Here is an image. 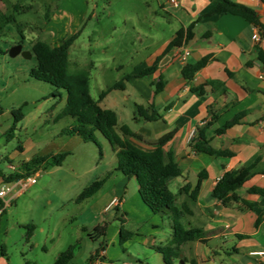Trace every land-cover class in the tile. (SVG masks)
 <instances>
[{
	"label": "crops",
	"instance_id": "crops-1",
	"mask_svg": "<svg viewBox=\"0 0 264 264\" xmlns=\"http://www.w3.org/2000/svg\"><path fill=\"white\" fill-rule=\"evenodd\" d=\"M89 1L64 0L51 10V7L46 6L43 0L42 8L45 12L41 27H32L26 20L22 22L16 20L18 27H13L21 32L22 29L31 27L30 32L36 35V41L58 47L67 36L77 31L81 33L86 25ZM230 1L246 6L254 11L262 22L264 21V2L260 0ZM141 4L149 9V14L137 17L138 26L142 30L140 33L142 38L138 37L141 48L128 52L125 47L118 53H124L127 56L126 60L129 62L131 71L122 74L123 65L118 64L121 61L115 62V58L112 57L108 59L114 66L104 67V69L108 70L113 66L112 68L119 72L118 79H121L125 75H135L158 59L156 70L148 77L131 78L126 82L124 90H110L100 102V106L114 111L111 108V105L116 104L114 101L109 103L110 106H102L105 98L113 91L126 92L130 85L143 99V103H135V109L137 105L147 107L152 104L158 116L155 120L148 122L136 118L134 113L132 121L140 125L135 130L127 124H119V116L114 111L117 116V128L127 125L137 135V138L130 141L135 146L149 151L154 148L151 145L153 142L167 133H174V137L164 146V150L172 153L174 161L181 170V175L170 180L168 187L172 181L175 182V192L170 191L176 195L175 206L183 210V227L202 229V239L205 241L182 244L179 258L176 260H180L182 264H188L190 260H195L198 264H215L217 261L220 264H264V255L253 254L264 251V197L247 192L250 187L264 188V66L258 59V51L264 53V36L255 26L240 16L210 15L217 4L215 0H174V2L141 0ZM14 7L18 9L16 14H24L33 9L31 4L24 7L20 0H0L2 14L14 13L15 15ZM93 7L96 8L97 5L93 4ZM93 15L92 13L89 18ZM190 24H194L191 39L183 42L181 47L168 48L176 33L186 30ZM9 30L10 27L6 26L2 36H5V32ZM22 37L24 39L23 35ZM255 37H258L257 41ZM100 38L95 31L90 35L89 40L98 41ZM145 41L151 45L152 50ZM70 49L67 71L69 74L88 71L90 93L91 71L102 69L103 62L95 55L97 52L95 49H90L89 58L82 61L75 55L71 57ZM106 49V46L103 47V54L106 53ZM184 51L188 54L182 61ZM203 58H208L206 65L190 81L185 80L181 74L182 68L187 64H195ZM158 80L163 83V87L155 94L154 83ZM116 82L105 90L110 89ZM200 87H202V94L193 91ZM123 98L127 100L128 97ZM229 122H233V125L223 132H218ZM193 130L196 131V136L189 141L188 136ZM203 145L215 150L228 151L232 156L215 157L197 152L196 149ZM242 167H253L248 181L236 191L244 203L230 202L222 205L220 201L212 198V189L222 175ZM201 172L205 173V178L201 181L199 192L193 201L189 195L197 184ZM185 185H189V188L180 193V189ZM136 190L137 188L133 187L129 197L124 194L122 199L114 196L100 211L107 212L112 207L124 208L130 203V207L139 212L143 219V228L136 234L137 239L134 243L139 250L153 251L158 254L157 262L154 264H165L163 255L157 252L155 247L162 245L158 235L164 228L163 217L170 219V213H152L142 202ZM114 198L118 199L119 204L107 209ZM100 211L96 212L93 209L91 220L98 219L97 213L99 214ZM127 212L123 210L124 215H127ZM93 223L91 227L80 229L84 237L79 235L78 238H71L65 248L59 252L75 245L73 258L68 264H131L126 262L123 254H112L105 240L101 246L99 243L96 247L94 241L88 237V233L100 224ZM120 229L122 227L112 231L113 248L115 240L120 235ZM128 233L131 236L127 240H133L134 235L131 232ZM232 236L236 243L229 251L223 245ZM221 253L234 262L226 263ZM129 257L136 264H150L143 262L147 261L146 257L143 261L136 258L140 255L136 257L129 255ZM182 259L187 262H183Z\"/></svg>",
	"mask_w": 264,
	"mask_h": 264
},
{
	"label": "rangeland",
	"instance_id": "rangeland-1",
	"mask_svg": "<svg viewBox=\"0 0 264 264\" xmlns=\"http://www.w3.org/2000/svg\"><path fill=\"white\" fill-rule=\"evenodd\" d=\"M62 1L64 0H45L46 6L49 5L51 10ZM20 2L24 7L33 5V9L24 14L21 11L20 14L15 13L16 20H26L32 27H41L45 12L42 8L43 0ZM93 4L97 7L94 8ZM92 13L94 15L89 18ZM143 14H149V9L141 4V0L89 1L86 25L70 49V55H75L82 61L89 58L90 49L97 50L95 55L102 60L103 68L91 71L90 95L93 99H97L101 91L119 80V72L112 68L114 65L109 61L111 57L115 58V62L121 61L118 64L123 65L122 74L131 71L127 56L118 53L125 47L128 52L141 48L138 37L142 38V30L138 26L137 17ZM8 26L9 32L0 37V170L6 172L8 163L19 165L35 155H56L63 152L68 155L60 166L47 164L44 168L41 167L36 184L6 208L0 221V264H53L54 258L65 248L67 242L79 235L84 237L80 229L91 227L93 222L106 224L103 240L107 242L112 254H123L126 262L131 264L136 262L129 255H140L136 258L143 261L146 257L147 261L143 262L156 263L157 253L139 250L134 243L136 234L143 228V219L139 212L130 207V203L124 208L112 207L107 212L100 211L114 196L122 199L127 194L129 197L133 187L137 188L135 180L126 178L117 171L116 151L99 133L95 138L102 155L94 143L83 142L76 136L62 133L73 124L69 117L56 119L64 109L65 95L60 91V97L51 85L31 78V72L36 70V60L32 54L30 58L23 57L22 54L15 57L9 55V50L21 40L22 50L29 51L32 43L37 40L36 35L30 32L31 27L22 29L20 34L13 25ZM95 31L101 38L98 41L89 40ZM145 44L151 46L147 41ZM105 46L107 49L103 54ZM111 65L110 69H104ZM124 96L128 97L127 100H124ZM111 101L116 102L111 108L119 116V124L124 123L132 129H138L140 125L132 121V116L136 114L135 103H143V99L132 86L129 85L126 92L109 93L102 106H110ZM17 109H20L23 118L15 122L12 112ZM18 146L23 151H19ZM96 180H103L99 191L89 200L76 203L77 196ZM169 189L175 192L174 181ZM93 209L100 211L97 213L98 219L91 220ZM123 210L128 211L127 215L123 214ZM181 222L184 224L183 217ZM163 223V231L158 235L161 246L167 244L172 233L171 219L163 217ZM121 227L124 232H131L135 240L120 244L118 237L113 248L112 231ZM229 238L223 246L230 251L236 240L233 236ZM94 243L98 247L100 240ZM221 257L226 259V263L234 262L223 253ZM172 263L182 264L180 260H172ZM215 264L220 263L217 261Z\"/></svg>",
	"mask_w": 264,
	"mask_h": 264
},
{
	"label": "trees",
	"instance_id": "trees-1",
	"mask_svg": "<svg viewBox=\"0 0 264 264\" xmlns=\"http://www.w3.org/2000/svg\"><path fill=\"white\" fill-rule=\"evenodd\" d=\"M216 6L210 12V15L232 14L242 17L249 24L255 26L259 33L264 36V21L262 22L254 11L246 6L236 4L230 0H215ZM264 2V0H260ZM14 12L18 9L14 7ZM8 25L18 27L14 13L4 15L0 11V37L4 34V28ZM194 24H190L186 30H180L171 40L168 48L181 47L183 42L191 39ZM21 34V31H18ZM80 31L64 38L58 47H51L43 41L32 43L30 52L36 60V70L31 72V78L38 82L51 85L58 96H62L60 91L65 95L64 109L58 114V120L71 118L73 124L63 130V134L76 136L83 142H96V134L103 136L116 151L117 171L126 178H133L137 184V191L142 202L151 210L152 213H170L171 219V237L165 246H157L155 250L164 257L165 264H173L172 260L179 258L180 246L191 241L204 243L203 231L200 228H184L181 222L183 210L175 206V196L169 189V181L181 175V170L173 159L170 151H165L164 146L174 137V133H167L153 142L152 150H143L135 146L130 140L137 138L127 125H121L117 128L116 113L110 109H104L100 102L110 90H124L125 84L131 78H143L150 76L157 66L156 59L152 65L139 71L135 75H125L119 79L110 89L102 91L97 99H93L89 93V72L82 71L75 74H69L67 71L68 53L71 45L78 37ZM21 38L23 39L22 35ZM22 44V40L18 43ZM258 59L264 66V53L258 51ZM208 58H203L195 64H187L182 70V77L190 81L195 74L203 68ZM154 93L162 90L163 83L158 80L154 83ZM194 92L202 94V87L193 89ZM57 95H53L56 97ZM15 122L23 118L20 109L12 112ZM158 114L152 104L147 107L136 106V118L144 121H153ZM264 120V117H263ZM233 125V122L226 123L218 132ZM201 134L199 133V138ZM22 151V147L18 146ZM197 152L205 153L215 157H230L232 154L228 151L215 150L207 145L196 149ZM99 153L102 155L99 148ZM68 153L63 152L56 155H35L25 162H21L22 173L26 176L37 172L41 167L48 165L60 166ZM253 167H242L236 171L225 172L217 181L212 189V198L227 205L230 202L244 201L237 194V190L244 186L248 181ZM17 176H20L17 174ZM205 178V173L201 172L198 176V182L191 190L189 195L191 200H195L200 189L201 181ZM103 185V180H96L90 186L85 188L76 198V203L92 197ZM189 185L180 189V193L187 191ZM249 194L264 197V188L250 187ZM106 234V224L94 227L88 237L93 241L102 240ZM131 236L130 233L120 229V244ZM75 245L69 246L65 251L58 254L55 264H68L73 258ZM183 262H187L182 259ZM188 264H198L195 260H190Z\"/></svg>",
	"mask_w": 264,
	"mask_h": 264
},
{
	"label": "built area",
	"instance_id": "built-area-1",
	"mask_svg": "<svg viewBox=\"0 0 264 264\" xmlns=\"http://www.w3.org/2000/svg\"><path fill=\"white\" fill-rule=\"evenodd\" d=\"M170 1L174 2V0ZM255 40L257 41L258 37H255ZM187 54V51L183 52L181 57L182 61H184ZM195 136L196 131H191L188 136V140L192 141ZM6 169V172L0 170V218L5 213L6 208H8L28 188L36 184L37 178L39 177L38 171L25 176L21 171L20 165H14L12 163H8ZM17 174L20 176H17ZM118 204V199L114 198L111 200L107 209L111 206H117ZM253 254L263 256L264 251L255 252Z\"/></svg>",
	"mask_w": 264,
	"mask_h": 264
},
{
	"label": "water",
	"instance_id": "water-1",
	"mask_svg": "<svg viewBox=\"0 0 264 264\" xmlns=\"http://www.w3.org/2000/svg\"><path fill=\"white\" fill-rule=\"evenodd\" d=\"M18 54H22L23 57L30 58L31 57V52L29 51H23L22 46L20 44L13 46L9 50V55L10 57H15Z\"/></svg>",
	"mask_w": 264,
	"mask_h": 264
}]
</instances>
